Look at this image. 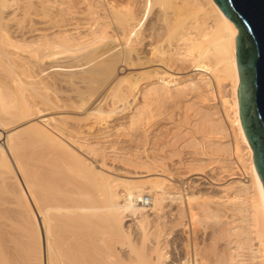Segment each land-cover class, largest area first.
I'll use <instances>...</instances> for the list:
<instances>
[{
    "label": "bare ground",
    "instance_id": "1",
    "mask_svg": "<svg viewBox=\"0 0 264 264\" xmlns=\"http://www.w3.org/2000/svg\"><path fill=\"white\" fill-rule=\"evenodd\" d=\"M55 1L57 2L43 0V8H49V4H54ZM73 1L79 7L78 14L75 11L77 20L73 16L74 22L70 24L69 21L67 24L70 25L64 28L57 20L56 29L65 32L43 33L37 42H34L36 38H32L33 42L28 44H32L34 48L27 45L26 48L31 49H22L27 54L24 55L9 52V47L19 48L20 45H16L17 41H12L2 18L10 2L15 3L18 0H0V71L9 69L8 66L12 70L8 80L0 82V166L3 167L0 174L3 186L0 191L5 195L10 192L5 186L9 178L15 188L14 200H17L16 203L27 218V225H24L19 221L21 218L18 220L14 213L5 215L0 210V264H23L24 260H28L24 264H264V186L256 170L253 150L240 116L237 27L226 18L214 0H139L143 4L140 17L135 12V0ZM54 6H50V10L45 9L46 18L50 19L49 15L53 10L51 8ZM100 8H103L105 17ZM153 16H156L155 22L150 23ZM46 23L51 22L49 20ZM60 58L61 61H69L66 60L67 63L64 64L63 61L56 63ZM55 59H59L54 61L56 65L52 62L53 66L43 67L44 61ZM49 70L56 72L59 77L62 76L59 81L52 77L51 82V75L48 79ZM123 70L131 72L128 71L122 77L120 74ZM0 74L4 75L0 78L2 80L5 73ZM58 82L71 87L75 100L72 96L65 98L63 95L65 99L56 97L55 95L60 94L56 89L53 97L52 90L54 91L53 87ZM210 102H215V109H220L222 113L216 121L211 119L213 113L202 110L209 109L206 103ZM198 103L202 107H197L200 112L197 110L194 113L202 114L200 129L206 131L202 132L205 133L202 137L207 143H202L201 152L195 153L200 152V158L194 160L198 163L196 168L203 170L206 163L223 164L225 149L218 141L221 133L223 136L225 133L232 137L233 146L236 147L233 155L237 157L236 164L238 163V169L243 176L235 178L233 170L222 166L223 173L233 172L228 174L227 181L222 182L224 177L214 182H208L203 177H191L192 179L186 181L187 189L191 193L186 190L185 193L178 191V185L170 182L172 173L164 165H159V162H146L141 165L147 169L143 175L145 181L129 182L115 178L106 168V160L101 159L100 162L98 159L99 150L94 145L81 141V131L71 127L67 117L71 113H85L86 120H93L89 125L92 131L132 112L125 128H140L148 135L150 125L155 121V112L170 105L182 111L181 114L185 116L182 120H186L189 117L187 112L194 110ZM104 104L109 105L108 111L102 108ZM73 116L77 117L75 114ZM178 122L176 124L180 128L181 123ZM191 129L195 132L194 128ZM105 133L108 132L103 131L100 135H106ZM197 133L198 131L195 136H198ZM202 137L197 138L199 140ZM56 171L66 172L71 177L69 181L73 182V187L76 183L72 178L76 182L80 181L76 186L78 190L74 189L68 184L70 182L64 174L66 185L64 183V186L58 187H66L67 190L73 188L71 198L67 194V197H63V193L59 192L61 188L49 184L54 182L52 174ZM167 173L170 175H166ZM61 175L55 176L56 179L61 178ZM120 186H123V192L119 190ZM215 188L218 190L217 194L208 192ZM146 195L152 196L150 209L143 203ZM2 196L0 209L3 210L5 203L9 202H6L7 196ZM55 197L60 198V202L63 197V200L67 199L74 204L69 201L55 202ZM48 201L52 205L47 204ZM64 202L66 205L70 203L69 205L75 206L68 208ZM172 205H183L184 210L181 206L178 208L182 212H187L185 205H188V212L191 211L192 219L197 221L201 217L198 216L199 212L204 213L205 219H212L214 222L222 217L221 214L232 213L234 218H238V225L240 224L237 225L239 229L234 232L235 242L229 243H234L235 246L230 248L227 255L218 252L220 255L217 256V253L215 257L213 252V258H196V261L186 258L189 261L183 263L184 258L170 261L166 257L162 232L150 238V229L143 232L140 230L141 243L136 244L125 218L140 217L142 229H145L151 223L148 214L150 210L159 214ZM64 211L67 214L77 212L83 216L80 220L95 221L102 229H109L119 239L124 240L127 249H121L117 254H123L127 258H98L96 253L101 256L107 249L116 253L117 248L109 245L105 250V243L99 245L101 239L95 235L93 229L88 234H80L78 242L83 248L85 243H95L96 248L93 245L94 249L83 251L90 252L96 258H64L58 243L59 238L55 237L53 230L57 215ZM158 226L160 225L155 226V229H159ZM92 251L97 252L94 254ZM210 254L212 257V252Z\"/></svg>",
    "mask_w": 264,
    "mask_h": 264
},
{
    "label": "rangeland",
    "instance_id": "2",
    "mask_svg": "<svg viewBox=\"0 0 264 264\" xmlns=\"http://www.w3.org/2000/svg\"><path fill=\"white\" fill-rule=\"evenodd\" d=\"M28 1H30V0H27V1L26 0L25 1L24 0H21V1L18 0V2H15V3L10 2L9 6L7 7V9L4 10L3 15H2V18H4L3 24H4V22L6 23V24H4L6 32L9 33V35L12 37V39H13L12 41H14V42L17 41L16 45H20L19 48L9 47L8 50L11 54H18V53L21 54L22 53L24 55H27V54H25L26 52H24V53L22 52V49L29 50L31 48L32 49L34 48V46L32 44H28L29 42L34 40L32 38H36L37 40L35 39L34 42L35 41L37 42L38 39H40L39 36L42 35L43 33H46L49 31L51 34L52 33L53 34H55V33L59 34L61 32H65V30L63 31L62 29H61L62 31L60 30L61 32H59V30L56 29V27L58 28L57 20H59L60 25H62L61 27L64 28L65 26H67V25L69 26L71 23L74 22L73 16H75V18H76L75 20H77V18H78L76 15L78 14L79 7H78V5H76V2L73 0H71V1L70 0H62L63 2H61V0H59L60 2H58V0H57V2L56 1H55V3L53 2L54 4H52V3L49 4L51 7L54 5L56 6V7L54 6L53 8H51V10L52 9L53 10H52V12H50V15L48 14L50 19H48V17L47 18L45 17L46 16L45 12L47 11V10L45 11V9H49L50 6H49V8L45 7V9H44L43 8V0L42 1L41 0H31L30 2H28ZM32 1H33V3H32ZM72 1L75 4L71 3V5H70V2H72ZM134 2L133 3L135 5L134 8L136 9L135 10L136 15L138 14L137 16L140 17L142 10H143V4L140 3L139 0H135ZM30 4H32V5H30ZM74 9H76V10H74ZM100 9L102 12L101 14L103 15V17H105V12L103 11V8H100ZM61 10H62V12H61ZM68 10H69V12H68ZM75 11L77 12V14ZM70 13L72 16L69 15ZM57 14L59 15V17H57L58 16ZM155 18H156V16H153L152 19L150 20L151 21L150 23L155 22L154 21ZM72 19H73V21H72ZM49 20L51 23H46V22H49ZM52 20H53V22H52ZM69 21H70V24H67V23H69ZM53 27H55V28L52 29ZM17 28L20 30H18ZM56 30H57V32H56ZM69 30H66V32ZM71 31L72 30H70V32ZM27 45H29L31 48L27 49L26 48ZM61 59L62 58H60V60L59 59H55L53 61L49 60L50 62L44 61L45 64L43 63V67L48 68L51 65L53 66L52 62L55 64L54 61H57V60H59V62H56V63L60 64V62L63 61V60L61 61ZM66 60L63 61V64L67 63ZM67 61H69V60H67ZM8 67H9V69H6V70L2 69L0 71V73L1 72L5 73V77L2 80L0 79V82L3 80H4L3 82H5L6 80H8L7 77H9L12 74V70H11L10 66H8ZM49 71L51 74L49 73ZM49 71H47L49 73L47 76L49 79V77H50L49 75H51V77H50L51 82L53 81L52 80L53 78H55L56 80L59 81L60 77H62V76L59 77V75H56L55 74L56 72H51V70H49ZM128 71L131 72V70H123L122 74H120V75L122 77H124V74H127ZM53 74L56 76H53ZM1 76H4V75L0 74V78H1ZM58 88H60V89H58ZM70 88L71 87L58 82L56 84V86L53 87L54 91L52 90V95L54 97V95L57 91V93H60L61 95L60 94L55 95L56 97L60 96V99H61V98H63V95L65 98H68V97L71 98V96H72V99L75 100V96H74V94L71 93L72 91ZM55 89H56V91H55ZM65 98H63V99H65ZM213 104L215 105V102H210V104L206 103V107H209V109L207 108L208 111L205 110V108H202V110L205 113L206 112L213 113V117L211 116V119L216 121L222 115V113H221L220 109L216 110ZM198 105L194 107L195 108L194 110L192 109L193 111L189 110L187 112V114H188L187 117L189 116L188 117L189 120H188V118L186 120L184 119L187 122H184V120H182L185 117V116L183 117V115L181 114L182 111L174 108L173 106L166 105L165 106L166 108L165 107L162 108L163 111L160 110V112L159 111L155 112L156 117L153 119L155 121H153V124L150 125L151 128L148 131V135H145V132L141 131L142 129H140V128L139 129L138 128H134V129L130 128L129 129L128 127H126L127 129L125 128V125L126 126L128 125V121L130 120V117L132 116V112H129L120 118H116L114 121L109 122L108 124H106L102 127H98L97 129L92 130L94 132H92L89 128V125L91 123H93V120H89V121L86 120L85 119L86 118L85 113H83V112H82V114L71 113L70 115L72 117L69 114L67 117H68V120L70 122L69 125L71 127H73L75 130L78 129V132L81 131L80 134L82 133L85 135V137H83L82 134L79 135V136H81L79 138L80 139L82 138L81 141H83L85 144H87V143L89 145L92 144V146L94 145V147L99 150L98 159L100 160V162H101V159L106 160V165H107L106 168H108V170L111 171L112 174H114L113 176L115 178L120 179L122 181H129V182L130 181L131 182H133V181L134 182L145 181L146 178H144L143 175L147 172V169H146V167L141 166V165H143L146 162H156V163L159 162L158 163L159 165H161V166L164 165L172 173L173 177H171L172 180L170 182L174 183L175 185H178V189H177L178 191L185 193V190H186V192L191 193V192H189L190 189H187L188 187L186 184V181H188V179H190L191 177L193 179L203 177V178H206L207 181L209 180L208 182H214L216 179H220V178L222 179L224 177L225 179L223 178L224 180H222V182L227 181L228 180V177H227L228 174H231L233 172L231 171L229 173H223L222 169H221L222 166L227 167L230 170H233L235 173V174L233 173L235 178H240L243 176V173H241V171L238 169L239 168V166H237L238 163L236 164L237 157H236V155H233L234 151L236 153V150H235L236 147L233 146L232 139H231L232 137L231 136H230L231 138L228 137L229 135L227 133H226L227 136L225 135V133H224V136L222 135L223 133H221V136L219 135L221 137V138H219V141L215 139L216 141L220 142V144H222L223 149H225V154L223 155L224 158H222L223 164H220L218 162H217L218 164L216 162L206 163L207 165L204 164V166H203L206 172L204 171V169L198 170L196 168L198 163H196V161H194V160H195V158H200V156L198 154L201 152L202 143L203 144L205 143V145L207 143V141L203 140L204 137H202V136H204L202 134H205L202 132L203 131L206 132V131L202 128L200 129V125L202 124V123H200L201 122L200 119H201L202 114L201 113H200L201 115L198 114V112H200L199 110L201 109L202 105L199 103H198ZM208 105H210L211 107ZM138 107H140V105ZM197 107H199L200 109H197ZM102 108L103 109L106 108L105 110L108 111L109 105L107 106V104H104ZM172 110H175V111L173 112ZM197 110H198V112L194 113V111L196 112ZM134 113H135V110H134ZM74 114L77 117L73 118ZM214 114H216V115L214 116ZM167 117H168V119H167ZM172 117H173V119H172ZM180 118H181V120H180ZM171 119L174 121H172ZM78 120H79V122H78ZM177 122L181 123L180 128H179L178 124H176ZM154 124L155 125L157 124V125L155 126ZM197 125H199V126H197ZM196 126H197V128H196ZM87 127L89 128L90 131L88 130ZM104 127L105 128L108 127V128L104 129ZM190 127L194 128L195 132H193V129H191ZM221 127L223 128L224 126H221ZM117 128H120L121 130L117 129ZM215 129H216V127H215ZM218 129H219V127H218ZM98 131H99V133H98ZM103 131H106L108 133H105L106 135H100V133ZM196 131H198V133H197L198 136H195ZM216 131H218V130H216ZM95 132H96V134H95ZM172 132H173V134H172ZM191 132H193V134ZM91 133H94V134H91ZM222 136L224 138H222ZM144 137L148 140L144 139ZM197 137H202V138H199V140L200 139H202V140L199 141ZM194 140L197 142L195 143ZM146 141H147V143H146ZM198 141L200 142L199 144H198ZM83 142H81V143L83 144ZM1 143H3V142H1ZM193 144H195V146ZM208 145H209V143L207 144V146ZM224 145H225V148H224ZM229 145H231V146L229 147ZM143 149L146 150V152ZM226 150H228L227 153H226ZM198 151H200V152L198 154H195ZM187 154H189V155H187ZM146 156H148V158ZM192 157H193V159H192ZM191 160L194 161L195 163L192 162ZM177 162H179V163H177ZM169 163H171V164H169ZM99 165H101V164H99ZM1 168H0V174L3 170V167H1ZM97 168L100 169L99 167H97ZM179 168H181V169H179ZM208 168H209V170H207ZM211 169H213V170H211ZM198 171H200L202 173H199ZM61 172L62 171H60V173H59V171L54 172V175L52 174V179L54 182H49L50 185H51V183L56 185V188H58V189L61 188L58 186H64V183L66 185V182H65L66 178H64V177H66L67 174H65L66 172H62V173ZM193 172H197V174H195ZM168 173L166 175H170ZM198 173H199V175H198ZM56 174L57 175H60V174L63 175V176L61 175L62 179L60 177H58V179L59 178L60 179H59V182H57V183H55V181H58V179H56V177H55V176H57ZM190 174H192V175H190ZM188 175H189V177H188ZM211 175H213V176H211ZM237 175H239V176H237ZM69 177L70 176H67V178H68L67 181L70 180ZM182 178L184 180H182ZM60 180H62V181H60ZM71 180H73L76 183L75 185L78 186L77 183H79L80 181L77 180V182H76V179H73V178ZM173 180L178 181V182H174ZM2 181L3 180H1V177H0V188L3 186ZM7 181H6L7 183L5 182V186L8 187L7 191H10V192H8L10 197L8 196V194L7 195L2 194L0 191V198H3L2 195H4V198L7 196L6 198L8 200L6 199V202H9V203H5L6 205L3 206L4 207L3 210L4 211L7 210V211L4 212L2 209H0V210L5 215L6 214L9 215L11 213L12 214L14 213V216L16 218H18V220L21 218V220H19V221H21L22 224L27 225V224H25V223H27L26 214H23L24 212L22 210H20L19 205L16 203L17 200H14L16 198L15 188H14L12 182H10L9 178ZM69 182L70 183H68V184H70V185H71V183H73L71 181H69ZM76 186L75 187L72 186V187L74 189H77ZM212 186H215V185H212ZM69 188H70V186H69ZM67 189L68 188L63 187V188L59 189V192L61 191V193H63V197H65V196L67 197V195L69 197L73 196L72 192L74 189L73 190L72 189L67 190ZM71 190H72V192H71ZM77 190H75V191L77 192ZM119 190L121 192H123V190H124L123 186H120ZM174 191H175V189L173 188L172 192H174ZM200 191H202V190H200ZM208 192H211L212 194H217L218 190L215 188V190L211 189ZM65 194H67V195H65ZM146 196H149L151 198V201H152L151 195H146ZM58 197H60V196L58 195ZM58 197H55L56 198L55 202L56 201L60 202L59 201L60 198L58 199ZM63 197H61V199H62L61 202L65 201L66 203H68L67 201H69V200H67V199L63 200ZM145 197H144V199H145ZM52 198L50 200H52ZM50 202L48 201L47 204L52 205V203L50 204ZM53 202H54V199H53ZM69 202H71V201H69ZM64 203H63V205H64ZM66 203H65V205H66ZM71 203H73V202H71ZM55 204H59V203H55ZM69 204L66 205V206H68V208H70L69 206H72ZM192 204H194V203H192ZM59 205H61V204H59ZM66 206L64 208H66ZM73 206H75V205H73ZM180 206H181V209L184 210L183 205H180ZM180 206L179 207H176L175 205H172L171 207L167 206L164 209L163 213L160 212L161 215H159L160 213L159 214L154 213L152 210H150L148 212V214H149V220H151V223H150V225H147L148 227L146 226L145 229H142V226L140 224V221H141L140 217L139 218H136V217L125 218V221L127 220L125 223L127 226L130 227V231L133 233V239L135 240V243L136 244L141 243L140 230L143 232V230L150 229V230H148L150 232V238H153V236L155 234H158V233L161 234L160 232H162L161 235H162V238H164L163 242L165 243V245H164L165 247L163 246V248H164V253L166 254V257L170 258V261L175 259V258H177V259L184 258V259H182L183 263L189 261L190 259L192 260V258L194 261H196V258H204V257L213 258V254L215 253L214 254V256H215L218 252L220 254L225 253L227 255L231 251L232 247H234L235 245H234V243L231 245L229 243L232 241L235 242L236 238H235L234 232L237 231V228L239 229L238 226H240V224L238 225V223H239L237 221L238 218H234L232 213L226 214V215L221 214L222 217L218 220L219 222L218 221L214 222L212 219H205L204 213H201V212L198 213L197 212L198 216H201L200 218H198V221H197V219L195 220V218H194V220L192 219V217H193L192 212L191 211L188 212V205H185V207H186L185 211L187 210V212H182L183 210L181 211V209H178V208H180ZM3 207H1V208H3ZM11 207H12V209H11ZM151 207H152V205L147 206L146 208L150 209ZM17 208H18V210H17ZM10 211H12V212H10ZM74 213L75 212H71V213L68 212V214H67L66 211L59 213V215H57V217H56L57 221L53 224L54 225L53 230L55 231L54 235L56 238H59V242L58 241L57 242L60 244L59 246L62 250V254H63L64 258H71L72 260H74L75 258H90V257L96 258L97 254H98V258H127L125 255L122 256L123 254H117V252H119V250L127 249L126 248L127 245L125 244L124 240L119 239L109 229H104V228L102 229L100 226H98L95 223V221L80 220L81 217H83V216H81L77 212L75 213L76 215ZM199 214H201V215H199ZM165 216H166V218H165ZM23 220H24V222H23ZM157 225H160V226H158L159 229L158 228L155 229V226H157ZM235 228H236V230H235ZM92 229L96 232L95 235L101 239V244H99L100 242H98V244L102 245V242L105 243V244H103L105 250L107 249L106 247H109V245L115 246L117 248L116 253L114 251L111 252V249L109 251L107 249L106 253L104 252L103 254H101V256H99V253H96V256H94L93 254H89L90 252L87 253L86 251H88V250L90 251V250L94 249V247L96 248L97 246H95V243H87V244L85 243L84 244L85 246L83 245L84 248L79 246L80 245L78 242L79 241V239H78L79 235L82 233L88 234V232ZM154 230H156V231H154ZM228 230H230V232L232 230V232L234 234H231L232 232L230 233V232H228ZM231 235H232V237H231ZM92 236H94V235H92ZM93 245H94V247H93ZM102 248H103V246L101 247V249ZM83 249H87V250L84 252ZM213 249H215L217 251L215 252V250L213 251ZM105 250L103 249V251H105ZM95 252H97V251H95ZM95 252H93V253L95 254ZM211 252H212V257H210ZM219 253L217 254V256L220 255ZM217 256H215V257H217ZM186 258H188V259L190 258V259L186 260ZM25 261L27 262L28 260H24V262ZM24 262H23V264H24ZM207 262H209V261H207ZM25 264H27V263H25ZM208 264H211V263L209 262Z\"/></svg>",
    "mask_w": 264,
    "mask_h": 264
},
{
    "label": "water",
    "instance_id": "3",
    "mask_svg": "<svg viewBox=\"0 0 264 264\" xmlns=\"http://www.w3.org/2000/svg\"><path fill=\"white\" fill-rule=\"evenodd\" d=\"M239 30L238 98L244 132L264 186V0H214Z\"/></svg>",
    "mask_w": 264,
    "mask_h": 264
},
{
    "label": "built area",
    "instance_id": "4",
    "mask_svg": "<svg viewBox=\"0 0 264 264\" xmlns=\"http://www.w3.org/2000/svg\"><path fill=\"white\" fill-rule=\"evenodd\" d=\"M145 206H150L151 205V198L149 196H146L145 199H144V202Z\"/></svg>",
    "mask_w": 264,
    "mask_h": 264
}]
</instances>
